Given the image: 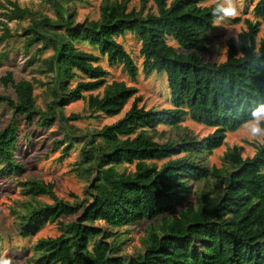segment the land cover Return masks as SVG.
Segmentation results:
<instances>
[{"label": "trees", "instance_id": "obj_1", "mask_svg": "<svg viewBox=\"0 0 264 264\" xmlns=\"http://www.w3.org/2000/svg\"><path fill=\"white\" fill-rule=\"evenodd\" d=\"M81 1L49 0L56 19L10 2L7 21H0V46L14 36L9 22L31 17L21 34L28 36L26 54L35 46L38 55L51 51L37 67L46 77L45 109L38 107L32 81L16 82L10 71L0 79L15 93H0V109L13 111L0 130V178L26 172L16 153L22 122L49 130L56 122L80 119L64 115L75 102L85 101L92 115L116 117L132 101L124 117L84 136L76 172L89 181L85 198L71 203L57 197L54 183L20 182L26 200L12 211L19 235L34 237L49 224L59 230L57 237L35 243V264H264V143L251 158L235 149L225 154L221 168L205 163L229 133L242 128L251 109L264 103V0L254 8L258 20H246V29L227 41L220 64L204 59L217 3L153 0L156 12L145 13V4L136 12L129 0H103L97 20L78 22L74 3ZM128 33L140 41L146 73H166L172 109H146L137 88L108 82L101 57L138 77L135 60L117 41ZM81 44L99 55L81 50ZM80 76L86 80L78 81ZM187 118L215 130L199 138L181 127ZM64 138L68 151L77 137L66 132ZM194 195L196 201H189ZM39 197L53 203H39ZM64 217L76 218L63 222ZM143 221L150 222L143 250L128 259L118 255L122 243L113 230Z\"/></svg>", "mask_w": 264, "mask_h": 264}, {"label": "rangeland", "instance_id": "obj_2", "mask_svg": "<svg viewBox=\"0 0 264 264\" xmlns=\"http://www.w3.org/2000/svg\"><path fill=\"white\" fill-rule=\"evenodd\" d=\"M103 0H83L75 2L77 21L97 20L99 18V7ZM129 0V9L139 12L144 6V12H156L153 0ZM260 0H235L238 9V15L235 18L225 20L220 25H214L210 32L209 50L204 54L207 63L220 64L227 58V41L231 37H237L239 33L246 29V20L256 22L258 19L254 16V8ZM10 2H17L21 8L29 9L33 12L41 13L48 18L56 19L55 11L49 0H0V21H7L4 14L8 13ZM217 3V0H208L204 5L209 6ZM32 22L29 17L23 21L14 20L8 23V26L14 34L13 38L0 46V79L12 72L14 80H29L34 83L35 95L37 97L38 107L45 109V90L42 82L46 77L37 71L38 64L51 54L47 51L38 55L35 46L29 54H26L25 45L28 36H21L23 30ZM260 40L264 37V20H261ZM3 33L0 25V36ZM127 52L133 57L138 66V77L133 80L123 69L122 65L110 66L105 57H101L100 64L109 72L107 80L124 81L129 86L138 89V95L142 97L141 105L146 109L164 110L172 109L171 92L168 85L166 73L154 72L148 75L144 69V59L140 55L141 44L139 39L133 34H126L117 38ZM169 44L179 52L182 50L178 44L169 39ZM81 50L93 52L99 55V51L87 44L78 45ZM7 59H4V56ZM86 80L80 76L78 81ZM0 93L15 97L11 86L5 88L0 81ZM95 92L94 94H97ZM132 101L128 103L124 111L116 117H105L100 114L92 115L85 101H78L64 108V115L71 117L79 115V120H69L67 123L56 122L55 125L47 130L36 126L27 127L24 122L21 123L20 136L17 144V156L25 166L26 172L15 179L5 180L0 178V258L11 259L12 264H35V252L33 246L42 238L57 237L59 235L58 225L49 224L45 226L36 236L23 238L19 235L13 216V209L18 208L26 198L22 194L20 182L27 180H40L45 183H54L55 192L58 198L68 202H75L86 197L85 191L88 188L89 181L82 179L76 172L77 163L80 161V150L85 141V134L89 130H99L104 126L111 125L124 117ZM13 117V111L4 105L0 109V130L5 128ZM199 138L207 137L215 129L195 123L187 118L181 125ZM160 131L168 128L160 127ZM74 133L72 147L66 151L68 143L65 142V133ZM61 141L63 144H57ZM261 142L249 139L245 131L241 128L237 132L229 133L225 144L208 154L205 163L210 167L221 168L224 165L223 157L230 150L237 149L241 152L243 158H251L256 153V146ZM163 162H159L161 165ZM133 170L134 166H126ZM196 196H191L189 201H196ZM39 203L52 204L50 197L37 198ZM178 210L169 213L167 216L176 215ZM76 217H64L63 222H70ZM98 226L106 228L104 223L98 222ZM150 222L143 221L130 227L115 229L113 231L120 233L118 241L122 243L119 254L126 259L143 250L142 239L146 235V230Z\"/></svg>", "mask_w": 264, "mask_h": 264}, {"label": "clouds", "instance_id": "obj_3", "mask_svg": "<svg viewBox=\"0 0 264 264\" xmlns=\"http://www.w3.org/2000/svg\"><path fill=\"white\" fill-rule=\"evenodd\" d=\"M238 15L235 0H217L213 10L214 25H220L225 20L235 18ZM249 139L264 143V103H258L250 111V117L242 125ZM0 264H12L11 259L0 258Z\"/></svg>", "mask_w": 264, "mask_h": 264}]
</instances>
